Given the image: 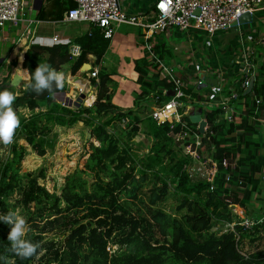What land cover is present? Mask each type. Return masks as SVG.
<instances>
[{"label":"trees","instance_id":"obj_1","mask_svg":"<svg viewBox=\"0 0 264 264\" xmlns=\"http://www.w3.org/2000/svg\"><path fill=\"white\" fill-rule=\"evenodd\" d=\"M74 6L73 0H52V10L41 9L37 18L57 21ZM74 43L82 49L76 60L69 58L66 44L31 45L22 62L29 83L16 94L15 89L11 91L16 96L15 108L19 113L28 110L30 115L20 116L12 144L4 145L0 215L19 210L27 224L25 238L39 242L43 249L38 260L13 257L15 264H264V243L251 253L241 250L246 236L264 231L263 210H246L255 222L250 227L241 225V218L230 210L232 204L248 209L259 189L257 175L264 166V138L258 122L264 107V62L255 69L252 91L243 95L244 90H240L237 101L241 102L231 101L233 122L222 121L224 110L219 105L202 110L208 126L202 143L210 151L216 171L211 180H193L185 167L190 156L178 153L175 146L180 145L174 135L202 134L184 115V126L175 122L157 124L150 116L151 107L166 103L170 97L164 92L173 88L161 75L165 46L156 42L152 46L154 59L147 51L134 61L139 92L134 94L133 108L124 110L112 103V73L100 66L110 40L99 28L91 27ZM89 56L94 59L89 63L91 69L98 68L97 81L90 80L96 93L92 105L67 107L47 92L36 95L28 87L38 64L50 65L59 72L69 64L75 75L89 62ZM2 63L0 60V70ZM10 80L4 67L0 91L11 90ZM201 86L185 83L183 92L191 102L181 98L180 114L188 105L204 99ZM60 92L64 87L56 93ZM257 99L261 100L258 105ZM145 108L148 112L144 120ZM79 122L88 131L83 163L64 177L58 193L50 192L39 183L45 178L44 168L22 171L23 160L28 167L40 160H31L33 154H27V147L20 141L42 157L55 147V126L70 128ZM141 126H145L143 133ZM140 133L144 140H137ZM60 141L58 156L74 147L65 149L62 142L66 140ZM64 161L66 170L72 162ZM170 199L176 200L173 212L160 207ZM10 230V225L0 221V256L10 255L6 252ZM48 233L56 236L48 238ZM57 236L62 237L58 242ZM111 245L116 248L110 252Z\"/></svg>","mask_w":264,"mask_h":264},{"label":"crops","instance_id":"obj_2","mask_svg":"<svg viewBox=\"0 0 264 264\" xmlns=\"http://www.w3.org/2000/svg\"><path fill=\"white\" fill-rule=\"evenodd\" d=\"M24 1L27 3V10H25L26 12L23 16V21L16 26L9 24L8 27L0 28V41L11 44L7 56H3L1 53L0 60L3 61L1 70L6 67L8 69L9 76L12 77L14 74H12V70L15 67V73L19 70L21 72V83L24 82L23 85L20 83L19 87L14 90L15 94L29 83V73L27 69L22 68V62L24 54L31 45L51 46L55 43H74L76 38L87 34L91 29V26L86 22L64 21L63 16L62 19L57 21L50 19L39 20L37 15L41 9H49V11L52 10V0ZM154 2L155 0H119V5L126 14L139 16L141 17L142 23L146 24L154 21ZM251 16L252 21L250 23L231 26L226 29L229 30L233 27L236 28L237 31H240L242 27L245 29V31L241 32V36L235 41V44H238L241 49L238 51L236 48L233 52L227 55L221 50L213 48V44L207 45L204 38H199L198 34H204V32L200 30L188 29L178 31L173 28L165 33L152 35L149 40L144 41V30L142 27L127 23L121 25L116 30L113 38L110 40L109 48L100 61V66L107 69L106 66L108 65L105 62H108V64L112 63L110 58H113L114 54H118L120 56L123 54L124 56L128 55L129 57H132L131 63L128 64L132 65V70L131 67L128 70H123V66H113L107 69V72L112 73L111 79L114 84L112 87L115 86V89L112 88V103L124 110L133 108L134 94L139 92V85L136 83L137 74L134 70V61L141 59L147 51L149 52L148 46H153L156 42H161L167 50L163 54L162 63L170 67L173 71V75L182 79L186 84L189 83L193 86L195 79L200 78V75L202 74L201 71L207 69L221 70V73L225 80H227L226 83H228V85H231L234 81L238 82L243 77L240 72V68L245 67L244 61L250 52L249 50H252L253 52V50L258 48L264 51V3L260 5L258 10ZM132 27L137 30H134ZM122 28L123 30H121ZM257 29L260 32L259 34ZM55 37L57 38V42L53 41V38ZM253 42H255L257 47L252 48L249 45V43ZM152 48L153 47H151V51L154 56H156L154 49ZM257 52L256 59L259 65L262 61L259 62L258 55L260 51ZM108 56H110V58ZM260 57L261 59L264 58V56ZM88 60V63H94L92 56H89ZM62 73L65 76L63 85L64 92L56 93L54 96L55 100L62 102V99L66 96V98H64L65 100L68 98L74 101L71 97L73 95L71 94H79L78 91L75 90L76 88H73L69 81L75 78V80L80 81L87 80V83H89L92 95L89 92L87 96H90L88 99L94 97L90 104L92 105L96 98V93L95 90L93 91L94 88L90 84V80H88V72H77L75 75H72L70 72V65L67 64L63 67ZM203 77L205 79H215L206 74H203ZM77 82L78 81H76V83ZM217 86H219V84ZM201 87L203 88L202 96L204 97V101L206 98L209 99V97L214 94L215 90H213V85ZM224 89L226 90V87H224ZM216 101L218 102V100ZM195 105H198V108L195 107ZM208 105L211 104L209 103ZM201 106L203 107V105H199L198 103L188 105L184 111V117H186V120L194 124L195 127L200 117H204L200 108ZM152 108L153 107H151V109ZM199 110H201V112H199ZM22 113L25 117L30 115L28 110H23ZM79 124L82 123L79 122ZM55 128L59 129L64 127L55 126ZM23 145L27 147V154L33 153L25 142ZM35 157L38 156L35 155ZM22 162H24V160Z\"/></svg>","mask_w":264,"mask_h":264},{"label":"built area","instance_id":"obj_3","mask_svg":"<svg viewBox=\"0 0 264 264\" xmlns=\"http://www.w3.org/2000/svg\"><path fill=\"white\" fill-rule=\"evenodd\" d=\"M73 1L75 6L64 13V21L86 22L91 27L99 28L103 37L108 40L113 38L116 30L122 24L127 23L137 25L144 30V41L149 40L152 35L162 34L173 28L178 31L196 29L211 36L218 31L230 28L231 24L237 21L243 14L248 13L253 15V13L258 10V7L264 3V0H155L153 10L154 21L152 23L144 24L141 21V17L126 14L121 9L119 0ZM25 10H27V3L24 0H0V28H3L6 24L13 26L18 25L23 21V16L26 12ZM197 10L198 13H195ZM53 41L57 42V38H53ZM65 44L67 45V54L71 60H76L80 57L82 49L78 44L70 42ZM151 47L152 45L148 46V49L154 59L155 56L151 51ZM249 51V54L244 61L245 67L240 68V72L243 75L242 79L238 82L234 81L231 85H228V83L221 85V83L225 81L221 70L207 69L201 71V75L206 74L217 79V84L213 85V90L215 91L209 99L206 98L205 101L202 100L200 102L196 101L193 102V104L198 103L199 105H203L202 110L204 109L206 111L212 106L219 105L224 110V114L221 118L222 121L227 123L233 122L235 113L230 103L232 100H238L239 91H245L249 85L250 77H253L255 74L256 66L255 63H253L252 57L254 53L252 50ZM161 68V75L172 83L173 88L171 90L174 94L166 103L160 106H153L150 116L157 124H163L164 122L182 123L181 118L184 115V112L183 114L179 113V109L183 107L181 98H187V101L191 102L190 97L183 92L185 82L174 76L170 67L163 64ZM88 78L89 80L95 79L97 81V67L88 70ZM204 79L205 78H196L193 86L198 87L203 85ZM218 84L219 86H217ZM85 85L91 89L89 83H86ZM224 87H226V90ZM75 90L78 91V94L83 93L77 88ZM88 93L83 94L87 95ZM165 93L167 92H164V94ZM75 96H77V94H75ZM216 100H218V102ZM260 102V99L256 100L257 105L260 104ZM59 103L64 105L63 101ZM209 103L211 105H208ZM185 110L186 109H184V111ZM261 114L262 116L258 119V122L259 130L264 138V107ZM182 126H184L183 123ZM196 129L202 135L190 132L177 133L174 135V139L178 142L187 141V145H189L188 156L191 157V160L196 158V149L199 148V145L202 143V138L206 136L208 130L205 117H200ZM190 135L192 136V139L186 140L185 138ZM141 138H144L143 135H141ZM211 165L213 172L207 180H211V177L216 171V163L211 160ZM263 170L264 166L261 173ZM262 220H264V213ZM253 223L255 222L250 218H241V225L243 226L250 227Z\"/></svg>","mask_w":264,"mask_h":264},{"label":"rangeland","instance_id":"obj_4","mask_svg":"<svg viewBox=\"0 0 264 264\" xmlns=\"http://www.w3.org/2000/svg\"><path fill=\"white\" fill-rule=\"evenodd\" d=\"M123 25V24H122ZM8 27V24H6L3 28ZM134 30H137L136 28L132 27ZM259 28V26H258ZM260 29V28H259ZM123 30V28L121 29ZM258 30V29H257ZM245 31L244 27H242L240 29V31L236 30V28H231L229 30H223V31H218L216 32L214 35L209 36L206 35L205 33L203 34H198L199 38H204L205 43L207 45H211L213 44V48L221 50L223 53L230 54L231 52H233L236 48L239 51L241 49V47L238 44H235V41L238 37L241 36V32ZM259 30H258V34H259ZM264 37V35H263ZM256 42V41H255ZM255 42L253 43H249V45L252 48L257 47V45L255 44ZM235 44V46H234ZM11 47V44H9L8 42H1L0 41V57H1V53L3 56H7L8 51ZM260 51L259 53V62L262 61L264 62V58L261 59L260 56H264V51L260 50V49H255L253 50V63H255V66H258L257 63V59H256V52ZM258 53V52H257ZM110 58V56H108ZM112 60V63L108 64V62H105L108 66V68L113 67V66H118L121 67L123 66V70H128L131 67L132 70V65H128L131 63L132 57H129L128 55L124 56L122 54V56L118 55V54H114L113 58H110ZM261 63V62H260ZM106 72L108 71L105 67L103 68ZM177 72V70H176ZM15 73V67L12 70V74ZM79 73H81V71L79 70ZM178 73V72H177ZM71 79V78H70ZM69 80V78H68ZM89 80V79H88ZM76 81H78L76 83ZM80 82V83H79ZM227 82V80H225L224 82L221 83V85H225ZM69 83L75 87L73 88H79V90H81L83 93H88L90 92V88L88 86H86L85 84L87 83V80L85 81H80V80H75V78L71 79L69 81ZM22 85L24 84V82L21 83ZM114 85V84H113ZM113 89H115V86L112 87ZM15 88H11L12 91ZM16 90V89H15ZM94 91V89H93ZM90 94L92 95V92H90ZM73 96V98H77V96H75V94H71ZM69 97V98H71ZM88 97L90 96H85L84 98H82V106H88L86 104V101L88 99ZM133 97V96H132ZM63 100V99H62ZM70 99H66L67 103L70 104ZM65 101V99H64ZM76 99H74V101L71 100V106L74 107V103H75ZM237 102H241V101H237ZM148 106V105H147ZM195 107L198 108V105H195ZM202 110V109H201ZM21 113L18 112V119L20 118L21 115H23V111L20 110ZM148 112V109H144V112L142 113V118L145 120L146 119V114ZM195 126V125H194ZM143 130H145V126H141V132L143 133ZM54 134L56 135V144L55 147L47 152L44 157H40L38 155H36L35 153H30L33 154L31 156V160H35L38 161L40 160V162L36 165V163L34 162V167H28L24 165V162L21 163L22 165V171H34V170H38L40 168H44L46 170L45 172V178L43 180H39L40 184H43L45 186V188L47 190H49L50 192L56 191L57 193L59 192V189L61 187V185L63 184V180L64 177L72 172L78 165H81L83 163V161H81L83 155L86 152V141L88 139V134H87V129L83 126V124H75L74 126L70 127V128H55L53 129ZM62 135H64V138L61 137ZM141 133H140V137L137 138V140H144L143 138H141ZM192 136L190 135L189 137L185 138L186 140H191ZM60 139H65L66 142H62L64 143L65 149L69 148V146H74L71 150H66L65 152L68 153L66 154L64 153H60L59 156L56 155L57 149L60 148L59 145L61 143ZM72 139V140H71ZM20 143L23 144V141H20ZM70 143H74L73 145H71ZM145 145H148V141L145 140L144 141ZM178 145H176V150H178V153L181 154L182 156H187L188 155V150H189V145H187V141H180L178 142ZM0 147H1V151H0V160L4 159L6 157L5 154V146L0 143ZM63 149V146H61V150ZM69 153H71L69 155ZM262 153L264 154V148L262 149ZM38 157H35V155ZM195 159L191 160L190 157V161L189 164H187L186 170L187 173L189 174V176L193 179V180H207L208 178H210L211 173L213 172V168L211 165V153L210 151L207 149V146L204 143H201L199 145V148L196 149L195 152ZM63 160H65L66 162H72V165L65 170L64 165L63 164ZM64 161V162H65ZM213 161V160H212ZM67 162V163H69ZM36 165V166H35ZM63 170H65L64 172H62ZM257 178L259 179L260 183H259V189L256 193H254L251 197L250 200V205L248 207V209L246 207H242L238 204L234 205H230V210L233 214H235L238 217L244 218L247 217L249 215H247V211L252 213V211L257 210V212H261L262 210V216L264 213V170L261 174H259L257 176ZM176 206V200L175 199H170L168 201H166L165 203L161 204L160 207H163L167 212H173L174 207ZM137 207H139L142 210L141 205H137ZM135 208H132V211H134ZM247 210V211H246ZM227 226L223 227L222 230H225ZM54 232H57L54 230ZM264 231L260 232V235H251V236H246L243 243H242V247L241 250L244 253H251L253 251H255L258 247H260L263 243H264ZM48 238H52L56 235H53L51 233H48L46 235ZM259 236V239H257ZM62 237L57 236L55 238V240L60 241ZM110 248V252L111 250H114L116 248V246H109Z\"/></svg>","mask_w":264,"mask_h":264},{"label":"clouds","instance_id":"obj_5","mask_svg":"<svg viewBox=\"0 0 264 264\" xmlns=\"http://www.w3.org/2000/svg\"><path fill=\"white\" fill-rule=\"evenodd\" d=\"M65 76L47 64H38L28 87L36 95H43L45 92L49 96H55L56 92L63 88ZM16 99L13 92L5 89L0 91V143L5 146L11 145L16 130L20 126V121L13 110L12 105ZM0 221L11 226L8 234L9 246L6 252L10 255L0 256L3 264H15L13 257L21 260H28L35 257L37 260L43 255V249L39 242H32L26 239L27 224L19 210L7 211L0 215ZM39 250V251H38Z\"/></svg>","mask_w":264,"mask_h":264},{"label":"water","instance_id":"obj_6","mask_svg":"<svg viewBox=\"0 0 264 264\" xmlns=\"http://www.w3.org/2000/svg\"><path fill=\"white\" fill-rule=\"evenodd\" d=\"M195 13H198V10ZM251 21H252V16L250 14L246 13V14H243L242 16H240L237 21L233 22L231 24V26L248 24ZM90 68H91V65L89 63H86V64H83V66L80 68V71L81 72L88 71V70H90ZM200 78L203 79L204 78L203 75H200ZM253 82H254V78L250 77L249 85L245 89L243 95H247L252 91ZM20 83H21V77L19 75H17L16 73H14L13 76L11 77L10 84H9L8 88H15L16 89L19 87ZM216 84H217V79H204V85H206V86L216 85ZM173 94H174V92L172 90H168V92L166 93V96L172 97ZM85 96L86 95L82 93V94H79L77 98H75L76 101L74 103V106L76 108H78L82 105V98H84ZM62 101L64 102V106L71 107V103H72L71 100H69L70 104H68L66 100L64 101V98ZM12 108L16 112V115H18L19 111L17 110V108H15L14 104L12 105ZM199 112H201V110H199Z\"/></svg>","mask_w":264,"mask_h":264},{"label":"bare ground","instance_id":"obj_7","mask_svg":"<svg viewBox=\"0 0 264 264\" xmlns=\"http://www.w3.org/2000/svg\"><path fill=\"white\" fill-rule=\"evenodd\" d=\"M16 74L20 76L21 72L18 70ZM20 77H21V76H20ZM72 77H73V76H72ZM24 79H26V78H24ZM73 87H75V86H73ZM93 99H94V97L89 98V99L86 101V104H87V105H90Z\"/></svg>","mask_w":264,"mask_h":264}]
</instances>
